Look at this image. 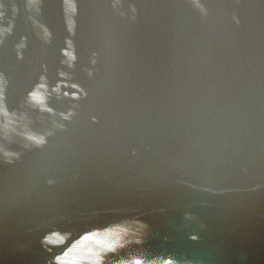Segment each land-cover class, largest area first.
<instances>
[{
    "label": "water",
    "instance_id": "water-1",
    "mask_svg": "<svg viewBox=\"0 0 264 264\" xmlns=\"http://www.w3.org/2000/svg\"><path fill=\"white\" fill-rule=\"evenodd\" d=\"M0 264H264V0H0Z\"/></svg>",
    "mask_w": 264,
    "mask_h": 264
}]
</instances>
